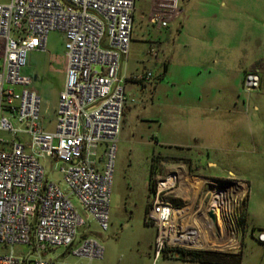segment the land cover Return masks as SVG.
<instances>
[{"label":"rangeland","instance_id":"374dc122","mask_svg":"<svg viewBox=\"0 0 264 264\" xmlns=\"http://www.w3.org/2000/svg\"><path fill=\"white\" fill-rule=\"evenodd\" d=\"M148 1L136 0L129 53L120 64L119 76L128 75L129 90L114 158L108 230L101 231L72 199L85 219L77 240L98 241L104 256L80 261L59 248L47 258L78 264H204L178 256L182 250L226 257L241 253V264H264V244L257 240L264 230V0H181L179 23L184 25L178 26L179 34L148 23ZM151 49L160 55H147ZM170 54L174 57L165 75ZM65 61L63 36L51 33L46 51L32 52L23 72L38 76L34 86L48 130L63 88ZM202 61H209L211 73L197 75L193 66ZM145 71L153 73L151 80L133 79ZM251 72L258 74L260 85L248 91L243 79ZM0 138L12 140L6 132ZM39 162L46 177L65 190L58 164L44 158ZM177 168L200 185L194 191L183 177L182 199L168 196L169 201L184 208L207 244L170 247L156 256V228L145 221V210L155 181ZM222 186L227 188L218 205L222 224L215 227L209 213L217 216L212 197ZM14 250L29 252L23 246Z\"/></svg>","mask_w":264,"mask_h":264},{"label":"built area","instance_id":"2783aa9c","mask_svg":"<svg viewBox=\"0 0 264 264\" xmlns=\"http://www.w3.org/2000/svg\"><path fill=\"white\" fill-rule=\"evenodd\" d=\"M135 4L136 0L0 3V133L13 139L0 138V145L9 144L0 148V264H78L47 258L59 248L80 260L103 258L98 241L77 240L85 219L72 199L101 231L108 230L114 158L128 101L125 79L118 72L129 53ZM182 15L181 0L148 1L147 21L159 29L178 23ZM51 33L63 36L66 77L49 131L33 80L22 72L31 52L46 51ZM147 55L160 54L151 49ZM152 78L151 71L133 77L138 83ZM243 85L248 91L259 88L258 74H246ZM40 158L58 164L65 190L46 177ZM186 176L190 177L182 168L174 169L155 181L149 196L145 217L156 228V256L184 246L197 231L192 218L181 213L184 208L168 198L182 199ZM257 240L264 244V230ZM16 246L29 252L18 254Z\"/></svg>","mask_w":264,"mask_h":264},{"label":"trees","instance_id":"16d2710c","mask_svg":"<svg viewBox=\"0 0 264 264\" xmlns=\"http://www.w3.org/2000/svg\"><path fill=\"white\" fill-rule=\"evenodd\" d=\"M166 65H165V69L164 72L166 73ZM246 76V75H245ZM153 176V166H150V178H149V182H151V178ZM153 188L151 189L152 192ZM148 210V205L146 207L145 210V216ZM145 221H146V217H145ZM147 222V221H146ZM167 250H165L163 252V254L165 255ZM178 256L180 255H189L190 256V260L193 262H199V263H204V264H241L242 261V255L240 254H232L228 257L220 254V253H211V252H185L182 250H179L177 252Z\"/></svg>","mask_w":264,"mask_h":264},{"label":"crops","instance_id":"0c3cea01","mask_svg":"<svg viewBox=\"0 0 264 264\" xmlns=\"http://www.w3.org/2000/svg\"><path fill=\"white\" fill-rule=\"evenodd\" d=\"M8 3V2H7ZM3 4H5V3H3ZM222 5L223 6H225L226 7V2H222ZM183 23H174L173 25H171L170 27H169V33L170 32H172V30L173 29H175V30H177L178 29V26H181L180 28H182L183 27ZM180 29H178V31H177V34H179L180 33V31H179ZM170 35H172V34H170ZM36 52V51H35ZM37 52H43V51H37ZM175 52V51H174ZM174 52H173V54H174ZM32 53V52H31ZM30 53V54H31ZM29 54V55H30ZM173 54H170V58L169 57H167V59H168V61H167V67H166V73H165V75L168 73V71H169V66L171 65V59H173ZM206 53H204V55H205ZM207 55V54H206ZM166 59V60H167ZM209 60V59H208ZM173 61V60H172ZM208 62V63H207ZM206 63H205V61H202V62H200V63H198V64H195V66H193V68L196 70V72H197V75H200L202 72L201 71H205V70H207V71H209L208 73H211V70H210V66H209V61H207ZM28 63H29V56H28ZM212 63L213 64H216V63H218V60L217 59H213V61H212ZM207 65H208V67H207ZM28 67V64H27V66H26V68ZM205 67H207V68H205ZM26 68L23 70V72H25L26 71ZM120 71V70H119ZM23 72H22V74H23ZM120 72H118V76L120 75L119 74ZM128 76V75H127ZM126 76V77H127ZM28 77H31V76H28ZM65 77H66V61H65V65H64V82H63V88H64V84H65ZM122 80H124L125 78H123V76H119ZM32 78V80H33V82H32V88L37 92V94L39 95V93H38V91L36 90V88H35V86H34V83L38 80V76L37 75H34L33 77H31ZM195 78H196V76H195ZM123 83H124V86H125V90L126 91H128L129 90V84H127L126 82H124L123 81ZM63 88H62V90H63ZM127 88H128V90H127ZM61 90V91H62ZM61 91H60V93H61ZM39 97H40V95H39ZM40 99H41V97H40ZM57 103H58V101H57ZM56 107H57V105H56ZM56 107H55V110H56ZM44 119V118H43ZM45 121V120H44ZM49 122H51L52 124H53V120H51V121H49ZM46 129H47V126H46ZM48 130V129H47ZM51 130H53V128L51 129ZM51 130H49V131H51ZM13 140V139H12ZM11 140V141H12ZM10 141V142H11ZM9 142V141H8ZM8 147H9V145H8ZM8 147H5V145H0V148L1 149H7ZM80 261H82V260H80Z\"/></svg>","mask_w":264,"mask_h":264},{"label":"bare ground","instance_id":"6f19581e","mask_svg":"<svg viewBox=\"0 0 264 264\" xmlns=\"http://www.w3.org/2000/svg\"><path fill=\"white\" fill-rule=\"evenodd\" d=\"M185 182L194 191H198V188H199L198 186L200 185V182H198L195 179H190L188 177H185ZM225 189H227V188L225 186L224 187L222 186V188H220L218 190L219 192L218 193H214L213 197H212V206H211V208H214L215 211L217 212V216H216V220H215L217 222V225L215 223L214 224L215 227H219L220 224H222L221 216L218 213V211H219L218 210V208H219L218 205H219V199L221 198L220 196L222 195V194H220V192L222 193V191H224ZM181 213L183 214V211ZM206 220H205L204 223H208V222H206ZM209 224L211 225V223H209ZM184 238H186V237H184ZM193 238H194L193 240L192 239H186V240H184V242L186 244L191 245V246H200V245L204 246L205 244H207V241L204 240V238L202 237L201 233H198V232L195 233ZM182 240H183V238H182Z\"/></svg>","mask_w":264,"mask_h":264},{"label":"water","instance_id":"95a60500","mask_svg":"<svg viewBox=\"0 0 264 264\" xmlns=\"http://www.w3.org/2000/svg\"><path fill=\"white\" fill-rule=\"evenodd\" d=\"M209 214H210V218L212 219V221H215L216 220V216H215L214 212L212 211Z\"/></svg>","mask_w":264,"mask_h":264}]
</instances>
